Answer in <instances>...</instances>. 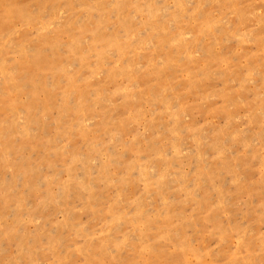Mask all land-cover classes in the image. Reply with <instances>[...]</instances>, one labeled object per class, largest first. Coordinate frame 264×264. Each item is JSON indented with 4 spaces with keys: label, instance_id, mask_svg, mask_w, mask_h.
I'll use <instances>...</instances> for the list:
<instances>
[{
    "label": "rangeland",
    "instance_id": "rangeland-1",
    "mask_svg": "<svg viewBox=\"0 0 264 264\" xmlns=\"http://www.w3.org/2000/svg\"><path fill=\"white\" fill-rule=\"evenodd\" d=\"M0 264H264V0H0Z\"/></svg>",
    "mask_w": 264,
    "mask_h": 264
}]
</instances>
